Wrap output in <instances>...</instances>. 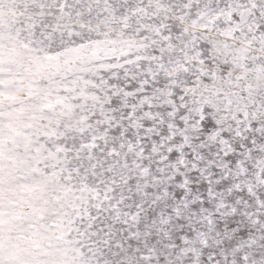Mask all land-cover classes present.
<instances>
[{
  "label": "snow or ice",
  "instance_id": "6c2138e0",
  "mask_svg": "<svg viewBox=\"0 0 264 264\" xmlns=\"http://www.w3.org/2000/svg\"><path fill=\"white\" fill-rule=\"evenodd\" d=\"M0 264H264V0H0Z\"/></svg>",
  "mask_w": 264,
  "mask_h": 264
}]
</instances>
